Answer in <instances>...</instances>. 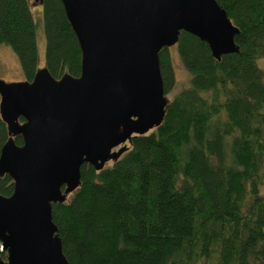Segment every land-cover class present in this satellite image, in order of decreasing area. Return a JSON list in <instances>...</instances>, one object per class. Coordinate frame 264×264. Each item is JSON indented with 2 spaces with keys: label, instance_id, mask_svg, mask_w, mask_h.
<instances>
[{
  "label": "trees",
  "instance_id": "trees-1",
  "mask_svg": "<svg viewBox=\"0 0 264 264\" xmlns=\"http://www.w3.org/2000/svg\"><path fill=\"white\" fill-rule=\"evenodd\" d=\"M216 2L239 31V54L218 62L207 44L180 34L174 48L190 80L162 125L133 136L110 167L84 164L80 187L52 205L68 264H264V72L256 66L264 0ZM42 11L43 67L55 79L79 77L81 51L60 0H43ZM0 44L32 81L39 67L30 0H0ZM168 52L159 54L165 95L175 85ZM8 138L0 118V153ZM12 193L11 178L0 177V196Z\"/></svg>",
  "mask_w": 264,
  "mask_h": 264
},
{
  "label": "water",
  "instance_id": "water-1",
  "mask_svg": "<svg viewBox=\"0 0 264 264\" xmlns=\"http://www.w3.org/2000/svg\"><path fill=\"white\" fill-rule=\"evenodd\" d=\"M60 2L81 51L79 77L55 79L43 67L32 81L0 80V118L9 135L0 177L13 182L12 195L0 196V264H68L52 205L80 187L84 164L99 172L133 136L162 125L169 103L162 49L176 46L184 32L207 44L218 62L239 54V31L216 0Z\"/></svg>",
  "mask_w": 264,
  "mask_h": 264
},
{
  "label": "rangeland",
  "instance_id": "rangeland-1",
  "mask_svg": "<svg viewBox=\"0 0 264 264\" xmlns=\"http://www.w3.org/2000/svg\"><path fill=\"white\" fill-rule=\"evenodd\" d=\"M33 1L30 0L31 15L36 24V36L38 47V67L43 68L45 63V47L46 40L43 27V11L42 6H33ZM169 58L172 64L175 85L166 98L171 100L175 94L189 85L190 75L183 67L179 55L174 47L169 49ZM256 66L264 72V59H259ZM0 80L13 83L25 81V76L22 72L21 65L17 55L7 45L0 44ZM112 164L109 162L106 167ZM261 195L264 197V186L260 188Z\"/></svg>",
  "mask_w": 264,
  "mask_h": 264
},
{
  "label": "built area",
  "instance_id": "built-area-1",
  "mask_svg": "<svg viewBox=\"0 0 264 264\" xmlns=\"http://www.w3.org/2000/svg\"><path fill=\"white\" fill-rule=\"evenodd\" d=\"M2 252H4V251H3V247H2V245L0 243V253H2Z\"/></svg>",
  "mask_w": 264,
  "mask_h": 264
},
{
  "label": "flooded vegetation",
  "instance_id": "flooded-vegetation-1",
  "mask_svg": "<svg viewBox=\"0 0 264 264\" xmlns=\"http://www.w3.org/2000/svg\"><path fill=\"white\" fill-rule=\"evenodd\" d=\"M33 1V0H32Z\"/></svg>",
  "mask_w": 264,
  "mask_h": 264
}]
</instances>
